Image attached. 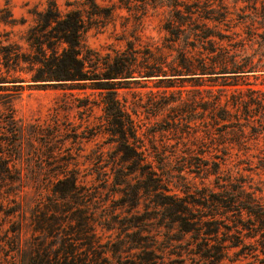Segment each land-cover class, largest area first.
<instances>
[{
    "label": "rangeland",
    "instance_id": "1",
    "mask_svg": "<svg viewBox=\"0 0 264 264\" xmlns=\"http://www.w3.org/2000/svg\"><path fill=\"white\" fill-rule=\"evenodd\" d=\"M0 264H264V0H0Z\"/></svg>",
    "mask_w": 264,
    "mask_h": 264
},
{
    "label": "trees",
    "instance_id": "2",
    "mask_svg": "<svg viewBox=\"0 0 264 264\" xmlns=\"http://www.w3.org/2000/svg\"><path fill=\"white\" fill-rule=\"evenodd\" d=\"M65 30H61L57 34L58 38L66 41L69 44V47H73L78 43V35H77V23L76 18L71 17L70 20L64 21ZM71 49V48H70ZM77 52H74L72 49L70 52L66 51L64 53V57L59 60H54L57 66V70L53 73L49 74V76L39 75L35 76L33 81H47L46 77H53L55 80H71V81H80L87 79L83 74L82 70L79 68V61L76 60ZM84 57V56H82ZM61 67H66L62 72L60 70ZM233 72L243 71L239 70L240 68L234 67ZM127 72H123L122 67L115 66L112 70L104 72L102 78H116V77H128L126 75ZM111 111H113V106L110 107ZM115 109V106H114Z\"/></svg>",
    "mask_w": 264,
    "mask_h": 264
}]
</instances>
